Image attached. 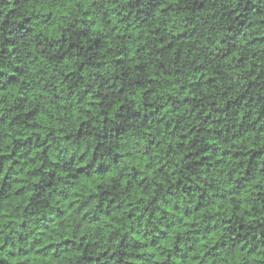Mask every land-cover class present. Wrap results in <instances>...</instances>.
Returning <instances> with one entry per match:
<instances>
[{
  "label": "clouds",
  "instance_id": "1",
  "mask_svg": "<svg viewBox=\"0 0 264 264\" xmlns=\"http://www.w3.org/2000/svg\"><path fill=\"white\" fill-rule=\"evenodd\" d=\"M0 264H264V0H0Z\"/></svg>",
  "mask_w": 264,
  "mask_h": 264
}]
</instances>
